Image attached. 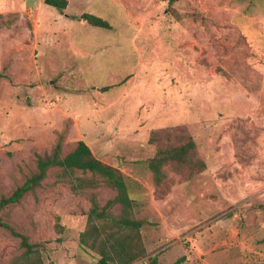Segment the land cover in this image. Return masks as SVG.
I'll return each mask as SVG.
<instances>
[{
    "label": "rangeland",
    "instance_id": "1",
    "mask_svg": "<svg viewBox=\"0 0 264 264\" xmlns=\"http://www.w3.org/2000/svg\"><path fill=\"white\" fill-rule=\"evenodd\" d=\"M61 134L63 156L84 141L127 178L147 249L134 264H264V0H69L64 14L0 0V200ZM183 135L206 169L166 165L157 184L149 161ZM60 174L0 217L47 243L45 264H97L81 245L91 193ZM21 252L0 227V264Z\"/></svg>",
    "mask_w": 264,
    "mask_h": 264
},
{
    "label": "trees",
    "instance_id": "2",
    "mask_svg": "<svg viewBox=\"0 0 264 264\" xmlns=\"http://www.w3.org/2000/svg\"><path fill=\"white\" fill-rule=\"evenodd\" d=\"M44 3L61 14L69 7V0H44ZM79 19L92 27L112 29L108 21L90 13L83 14ZM164 134L154 132L151 141L158 143ZM63 145L64 136L61 134L50 153L37 155L33 174L9 197L0 200V215L6 208L19 204L26 196L40 189L49 172L57 169L61 172L62 180L69 179L68 183L74 194L91 193L88 227L81 235V245L96 250L100 257L97 264H134L145 258L147 249L141 234L144 222L134 217V200L130 197L125 175L119 169L97 159L84 141H80L76 149L65 156L62 153ZM195 155L194 140L188 135H183L178 145L161 148L157 156L149 161L148 166L155 182L161 184L165 178L163 169L166 165H173L178 170H183L189 165L193 173L204 171L205 163L195 158ZM76 172H82L84 176L75 177ZM102 184L117 193L105 206H101L96 192ZM116 206L121 208L118 216L112 212ZM0 227L19 241L22 251L11 264H45L47 243H33L29 236L3 222L1 217ZM152 264H158L157 258L152 260Z\"/></svg>",
    "mask_w": 264,
    "mask_h": 264
}]
</instances>
